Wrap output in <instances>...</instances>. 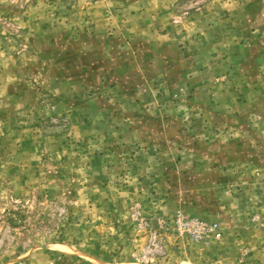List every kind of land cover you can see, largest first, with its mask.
<instances>
[{"label":"rangeland","instance_id":"374dc122","mask_svg":"<svg viewBox=\"0 0 264 264\" xmlns=\"http://www.w3.org/2000/svg\"><path fill=\"white\" fill-rule=\"evenodd\" d=\"M121 251L264 264V0H0V264Z\"/></svg>","mask_w":264,"mask_h":264},{"label":"built area","instance_id":"2783aa9c","mask_svg":"<svg viewBox=\"0 0 264 264\" xmlns=\"http://www.w3.org/2000/svg\"><path fill=\"white\" fill-rule=\"evenodd\" d=\"M172 230L177 237H185L194 244H207L219 240L221 231L216 223H204L194 219L178 217L173 220Z\"/></svg>","mask_w":264,"mask_h":264},{"label":"crops","instance_id":"0c3cea01","mask_svg":"<svg viewBox=\"0 0 264 264\" xmlns=\"http://www.w3.org/2000/svg\"><path fill=\"white\" fill-rule=\"evenodd\" d=\"M115 242L118 243L120 241V239H117L115 238ZM137 241V240H136ZM134 256L138 255V250L136 252L133 253ZM129 254H125L122 255V251L120 253H115V257H114V260H115V264H124V263H128V264H137V263H132L131 261L133 260H130L129 258Z\"/></svg>","mask_w":264,"mask_h":264}]
</instances>
